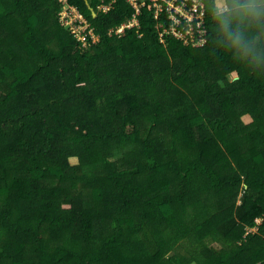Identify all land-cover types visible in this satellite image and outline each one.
I'll use <instances>...</instances> for the list:
<instances>
[{
  "label": "trees",
  "instance_id": "obj_1",
  "mask_svg": "<svg viewBox=\"0 0 264 264\" xmlns=\"http://www.w3.org/2000/svg\"><path fill=\"white\" fill-rule=\"evenodd\" d=\"M200 1L161 43L149 5L0 0V264H264V0Z\"/></svg>",
  "mask_w": 264,
  "mask_h": 264
},
{
  "label": "built area",
  "instance_id": "obj_2",
  "mask_svg": "<svg viewBox=\"0 0 264 264\" xmlns=\"http://www.w3.org/2000/svg\"><path fill=\"white\" fill-rule=\"evenodd\" d=\"M60 1L65 2V0ZM124 2L133 10V14L119 26L110 28L109 34L119 35L126 29H138V16L147 5L151 8L153 20L156 22L155 30L161 43L165 42L166 34L185 42L187 35L205 31L204 4L200 0H124ZM116 3L117 0H99L96 8L99 13L105 14L114 9ZM163 17L169 21L167 26ZM58 21L65 30L81 42L82 48H88L98 41V35L90 22L75 7H65L59 13ZM256 222L259 223L260 220Z\"/></svg>",
  "mask_w": 264,
  "mask_h": 264
},
{
  "label": "rangeland",
  "instance_id": "obj_3",
  "mask_svg": "<svg viewBox=\"0 0 264 264\" xmlns=\"http://www.w3.org/2000/svg\"><path fill=\"white\" fill-rule=\"evenodd\" d=\"M217 6H218V8L220 9V10H225L226 8H225V5H224V3H223V1L222 0H217ZM228 77H229V79L230 80H233V79H235V74L233 73V74H229L228 75ZM120 157H121V154H120V152H118V151H114V152H112V154H111V160H113V161H118L119 159H120ZM71 162L72 163H76V160L75 159H71ZM240 193H241V191H239ZM240 193H239V195H238V197L236 198L237 200H236V204H238L239 203V197H240ZM233 200V199H232ZM256 220H259V219H256ZM251 229H249V231H250ZM252 230H254V231H256V228H253Z\"/></svg>",
  "mask_w": 264,
  "mask_h": 264
},
{
  "label": "clouds",
  "instance_id": "obj_4",
  "mask_svg": "<svg viewBox=\"0 0 264 264\" xmlns=\"http://www.w3.org/2000/svg\"><path fill=\"white\" fill-rule=\"evenodd\" d=\"M234 44L238 47H242L244 52L247 53L248 51V46L246 43H244L239 36H237L234 40Z\"/></svg>",
  "mask_w": 264,
  "mask_h": 264
}]
</instances>
